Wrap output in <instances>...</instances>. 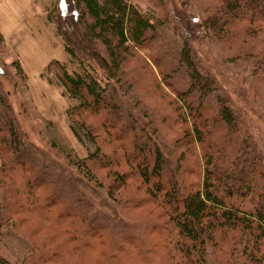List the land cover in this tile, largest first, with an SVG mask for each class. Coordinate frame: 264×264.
I'll list each match as a JSON object with an SVG mask.
<instances>
[{"label":"trees","instance_id":"1","mask_svg":"<svg viewBox=\"0 0 264 264\" xmlns=\"http://www.w3.org/2000/svg\"><path fill=\"white\" fill-rule=\"evenodd\" d=\"M196 1L203 12L196 30L220 44L226 64L244 68L264 85V0ZM52 2L47 18L71 61L53 60L46 72L55 73L76 101L67 111L72 130L95 150L85 159H70L78 173L39 158L4 91L3 77L14 89L29 80L20 60L6 63L7 40L0 31V236L12 230L31 242L20 264H60L65 257L81 264L98 239L109 249L96 254L95 264L112 263L132 244L143 257L159 248L144 240L149 229L165 240L167 264H264V148L216 75L202 65L189 33L178 28L180 42L163 39L170 22L128 0ZM131 60L141 61V70L149 69L157 86L168 91L165 99L176 115L162 117L170 121L168 133L152 127L150 136L149 126L121 108L118 87L130 81ZM71 64L78 68L70 70ZM89 113L111 143L99 142L101 131L89 123ZM159 114L162 120L165 111ZM175 125L181 126L178 132ZM124 164L128 171H122ZM97 169L111 171L114 180L106 186ZM188 173L196 179L188 181ZM133 176L148 198L118 201ZM149 202L162 223L134 218L133 211ZM32 214L52 216L54 236L41 242L37 233L27 234L23 228ZM69 220L73 228L63 229Z\"/></svg>","mask_w":264,"mask_h":264},{"label":"rangeland","instance_id":"2","mask_svg":"<svg viewBox=\"0 0 264 264\" xmlns=\"http://www.w3.org/2000/svg\"><path fill=\"white\" fill-rule=\"evenodd\" d=\"M141 12L154 11L157 16L169 23L165 30V38L174 39L180 42L177 36L178 28L182 33H189L191 41L198 51L201 63L216 75L218 82L227 94L232 105L240 112L242 117L249 123L251 131L260 140L264 148V85L256 83L242 67L226 64L224 58L227 55H220V44H214L204 38L197 25L202 21V9L199 1L196 0H128ZM52 0H0V31L7 40L6 63L10 64L15 60H20L24 72L27 74L28 82L20 81L18 87L7 77L2 78L4 91L14 110V114L21 129L26 133L30 143L39 151V158L43 161L50 160L58 163L59 166L67 170L78 173L69 165L71 160L85 159L94 152V146L84 137L78 138L72 130V122L67 116V111L76 106V101L70 99L61 87L55 73H47V66L53 60L69 64L71 57L65 51L62 40L57 36L56 26L49 22L47 18L49 6ZM171 25V26H170ZM167 38V39H168ZM166 42L163 40V43ZM144 56V55H143ZM69 69H77V65H68ZM143 63L129 61L126 64V73L132 74L130 81H126L125 87H118L121 108L127 110L131 115L137 117L140 126L147 128L149 135L152 127L161 129L168 133L170 121H164L166 114L174 115L165 94L168 92L163 86H157L150 70H141ZM9 68L8 70H10ZM54 72V71H53ZM97 75H103L100 68H97ZM160 120L157 115L163 114ZM89 123L98 125L100 130L99 142L106 146L110 140L106 133L101 130L98 118L94 114H86ZM176 117V115H174ZM153 124V125H152ZM169 124V125H168ZM175 132L181 126H173ZM172 135V131L170 132ZM111 143V142H110ZM115 145H119L114 142ZM187 162L192 161L191 153L186 155ZM71 159V160H70ZM1 166V164H0ZM124 164L122 171H128ZM102 182L107 186L113 180L112 172L103 169L96 170ZM130 175H133L130 172ZM188 181L196 179L194 174H186ZM120 199H142L148 198L145 187L141 185L138 177H130L127 187L120 190L116 196ZM127 207V206H126ZM129 210L134 207L128 206ZM136 209V208H134ZM133 215L138 221H153L161 219V212L154 203L149 202L144 206H139L133 211ZM38 214H32L30 220L25 224L23 230L27 234L37 233V240H43L54 236L57 227L52 221ZM74 221L69 220L63 224V229L73 228ZM6 237L0 236V260L5 259L11 264H20V260L27 250L31 248V242L26 239L23 233L16 234L12 230L8 231ZM144 240L148 243L159 246L156 249H149L148 254L141 257L138 255V247L134 244L126 247V252L119 253L116 260L110 264H167L165 253L167 244L164 239L160 240L159 235L147 230ZM23 236V237H22ZM60 240V238H59ZM57 240V244L60 241ZM42 242V241H41ZM98 239L87 248V254L83 257L81 264H95L96 254H104L108 251V243ZM227 242H229L227 240ZM140 247V245H139ZM156 252V253H155ZM60 264H71L67 258H62ZM102 259L100 260V262Z\"/></svg>","mask_w":264,"mask_h":264}]
</instances>
